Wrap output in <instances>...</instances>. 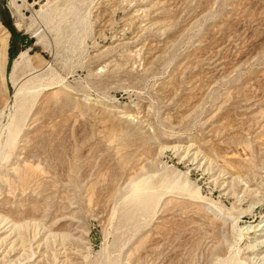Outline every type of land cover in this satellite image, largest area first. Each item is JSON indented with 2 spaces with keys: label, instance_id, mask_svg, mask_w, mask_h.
<instances>
[{
  "label": "rangeland",
  "instance_id": "rangeland-1",
  "mask_svg": "<svg viewBox=\"0 0 264 264\" xmlns=\"http://www.w3.org/2000/svg\"><path fill=\"white\" fill-rule=\"evenodd\" d=\"M2 33L0 264H253L264 0H0Z\"/></svg>",
  "mask_w": 264,
  "mask_h": 264
},
{
  "label": "bare ground",
  "instance_id": "bare-ground-1",
  "mask_svg": "<svg viewBox=\"0 0 264 264\" xmlns=\"http://www.w3.org/2000/svg\"><path fill=\"white\" fill-rule=\"evenodd\" d=\"M1 28H2V26H1ZM2 29H4V28H2ZM2 34H4V33H2ZM6 39H7V35H5V34L0 35V51L2 52V53L1 52L0 53L3 54V57H4V60L1 61L4 63L3 64L1 62L0 63L3 65V71L5 69L6 59H7V55H6L7 40ZM21 56H22V53L20 54L19 57H21ZM56 88H57L56 86L49 87L46 89V91H54ZM174 149L181 151L183 153V159L190 161L191 166L193 165V166H196L198 169L199 168L204 169L208 165H210L209 164L210 159L208 160L207 157L201 153V151L199 150V147L195 144L189 143V144H185L183 146L182 145L181 146H175ZM199 170H201V169H199ZM195 172H196V170H195ZM203 172L205 173V171H203ZM232 181H234L233 175H230V176H228L222 180V189H220V190L222 192H224V194H226L225 188L227 186H229V184ZM220 188H221V186H220ZM251 210H253V209H251ZM246 212L247 211H244V213H246ZM248 214L249 213H247V216H249ZM13 228L16 229V227L14 225H13ZM239 231H241V233L239 232L240 233L239 235H240V238L242 240V243L240 246V251L242 253V260L244 262L246 261L247 263L252 262L253 264H264V220H262V221H256V220L247 221V222H245L244 227H242L241 230L239 229ZM13 243H14V241H11V244H13Z\"/></svg>",
  "mask_w": 264,
  "mask_h": 264
},
{
  "label": "trees",
  "instance_id": "trees-1",
  "mask_svg": "<svg viewBox=\"0 0 264 264\" xmlns=\"http://www.w3.org/2000/svg\"><path fill=\"white\" fill-rule=\"evenodd\" d=\"M3 23V22H2ZM8 32L11 34L12 38H15L16 36L19 38V43L16 44L12 41L11 46L8 51V56H9V62H8V70L10 65L12 64L13 60L17 57L18 50L16 46H24V45H31V41L28 40L26 36H21L18 34L13 28L7 27Z\"/></svg>",
  "mask_w": 264,
  "mask_h": 264
}]
</instances>
